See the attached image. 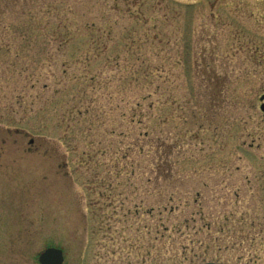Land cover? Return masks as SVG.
I'll return each mask as SVG.
<instances>
[{
	"label": "rangeland",
	"instance_id": "1",
	"mask_svg": "<svg viewBox=\"0 0 264 264\" xmlns=\"http://www.w3.org/2000/svg\"><path fill=\"white\" fill-rule=\"evenodd\" d=\"M264 0H0V264H264Z\"/></svg>",
	"mask_w": 264,
	"mask_h": 264
},
{
	"label": "water",
	"instance_id": "2",
	"mask_svg": "<svg viewBox=\"0 0 264 264\" xmlns=\"http://www.w3.org/2000/svg\"><path fill=\"white\" fill-rule=\"evenodd\" d=\"M262 104L260 106L261 111L264 113V94L261 96ZM40 264H63L64 253L61 249L56 247H51L46 249L39 255ZM205 264H221V263H205Z\"/></svg>",
	"mask_w": 264,
	"mask_h": 264
}]
</instances>
